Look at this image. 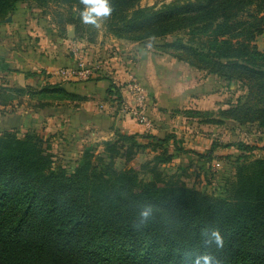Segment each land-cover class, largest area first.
<instances>
[{"label": "trees", "instance_id": "16d2710c", "mask_svg": "<svg viewBox=\"0 0 264 264\" xmlns=\"http://www.w3.org/2000/svg\"><path fill=\"white\" fill-rule=\"evenodd\" d=\"M23 1L0 0V19ZM35 1L79 12L87 7L83 0ZM139 1L108 0L113 8L103 17L108 32L148 46L175 36L153 48L191 68L238 82L247 94L220 115L264 128V53L252 45L264 33V0H174L158 8L139 7ZM63 25L72 26L74 40L83 39L79 15L62 23L65 34ZM1 69L17 72L4 64ZM44 74L26 72L24 77ZM110 88L114 91L112 84ZM25 97L38 110L82 100L59 83L0 85L2 107L18 105ZM205 122L222 123L213 118ZM101 147V153L93 146L84 148L78 164L67 170L53 165L48 141L35 131L0 133V264H196L205 255L214 264H264V156L249 160L253 148L237 143L244 150L241 162L220 196L163 174L161 166L191 152L179 147L174 135L116 131ZM215 147L193 154L202 162ZM144 151L152 158L138 169L128 167ZM119 158L127 168L118 171L114 165ZM149 209L147 217L141 215ZM214 232L222 245L216 244Z\"/></svg>", "mask_w": 264, "mask_h": 264}, {"label": "rangeland", "instance_id": "374dc122", "mask_svg": "<svg viewBox=\"0 0 264 264\" xmlns=\"http://www.w3.org/2000/svg\"><path fill=\"white\" fill-rule=\"evenodd\" d=\"M172 1L174 0H140L138 6H155L158 8ZM83 12L61 3L48 1L45 4H40L35 0H25L17 5L13 13L4 19H0V47L2 48V50L0 48V53H2L0 57V85L11 84L5 78V71L1 69V65L6 63V65H10L19 71L21 70L19 67L21 66V60L25 61L26 59V61H29L30 58L35 64L30 66V69H33L36 64H47L48 61H54L55 63L69 56L75 62L76 57H80L87 67L96 70L98 76L106 74L107 64L105 60L109 61V58L116 57L118 61L124 63L127 57L134 56V52L138 50L149 56H157L159 61L166 56L167 60L171 58L155 50L153 45L171 42L175 36H167L164 40H154L153 45L150 46L136 43V47H132L130 42L120 41L108 32L103 17L98 18V25L85 23L81 15ZM71 15L74 17L79 15L83 21L82 33L84 37L81 40L73 39V28L70 25H63L65 28V34H63L61 25L70 19ZM178 36L183 37L184 35ZM88 37H94V42L89 43L87 41ZM89 44H92V48ZM252 45L259 52L264 53V33L256 35ZM75 49L79 51L78 56L73 54ZM128 60H131V58ZM131 63L133 64L132 60ZM57 68L59 67H55V69ZM173 69L169 74L171 79L178 80L180 77L185 79V81H182L185 90L179 89L180 94L181 91H185L183 92L185 97L179 102L178 107H176L177 110H171L172 117L175 118L176 122L174 121L173 127L169 129V132H165L162 137L174 135L177 145L191 152L174 157L171 163L161 166L162 172L166 177L179 176L189 188L222 196L228 184L227 182L235 179V167L237 163L241 162V160L238 162L237 160L241 155L240 151L244 150H238L237 143L253 148L248 155L249 160L263 157L264 128H260L257 123L241 125L220 115V111L235 106L247 94V90L238 82L224 81L215 75L196 70L182 62L174 63ZM53 70L51 69V71ZM46 73L42 77L49 79ZM13 77L14 80L11 85L15 86L17 83H14L15 76ZM57 81V79L51 80V82ZM207 84L209 87L206 86ZM123 86L125 87L126 83ZM194 92L196 93L194 94L195 97H192L191 95ZM205 92L208 95H205ZM33 103L22 99L20 104L16 105V107L23 106L22 108L18 107L16 109L15 104H13L10 107L0 109V133L12 129L19 136H22L28 130H32L24 128L23 125L10 128V125L6 124L7 122H3V118L15 113L20 114L21 118L28 115L32 118L35 112V109L31 106ZM183 103L184 105L181 106ZM118 109L126 114L123 103ZM195 112L198 113L197 117L192 114ZM208 118L219 119L222 123L207 124L205 121ZM144 130L146 131L144 134L149 133L146 129ZM47 135L41 136L50 145L53 165L64 166L67 170L74 168L81 158L83 149L86 147H83L81 151H54L51 148L50 137ZM140 142L144 143L146 140H140ZM212 144H216V147L210 159L202 162L198 161L193 153L206 154ZM94 152L101 153L102 147ZM152 156L153 153L144 151L137 155L128 167L133 166L138 169L141 164L149 161ZM125 167L127 168L123 158L116 159L115 169L119 171L125 169ZM143 178L149 180L150 176L144 175Z\"/></svg>", "mask_w": 264, "mask_h": 264}, {"label": "crops", "instance_id": "0c3cea01", "mask_svg": "<svg viewBox=\"0 0 264 264\" xmlns=\"http://www.w3.org/2000/svg\"><path fill=\"white\" fill-rule=\"evenodd\" d=\"M130 44L132 47L137 45L136 43ZM89 46L92 48V44H89ZM1 55L2 53H0V57ZM129 58H131L133 64L131 60H128ZM30 59L29 61H26V59L25 61L21 60V66H19L21 70L19 71L7 65L8 69L17 72L8 74L5 71V78L12 84L13 76H15L14 83H17V85L12 86L9 84L6 87L22 88L31 86L37 88L48 81L49 83H59L65 91L80 96L82 100H65L56 102L53 106L43 110L35 109L32 118L29 115V117L21 118L18 113L11 114L8 115L9 117H4L3 122H7L6 124L10 125V128L23 125L24 128H30L41 135L48 134L51 148L54 151H81L83 147L87 146H93L98 150L101 148L102 142L113 138L116 131L123 134H144L146 132L134 117L123 114L118 109L121 103L133 104L132 98L123 86L127 82L129 74H134L138 78L148 94L145 102V113L153 124V128L148 133L149 135L163 138L162 135L169 132L175 121L171 110H177L176 107H178L179 102L185 97V94H183L185 91L179 93L180 88L182 90L185 88L182 83L185 79H182V77L178 80L170 78L169 74L174 70V63L177 61L172 58L168 61L167 56L159 61L157 56H149L138 50L134 52V56L127 57L124 63L118 61L116 57H111L109 61L105 60L107 64V67H104L106 74L100 76L96 74L93 79L83 82L59 80L51 82L55 79H45L42 75L25 78L24 73L26 72L39 73L43 70L48 73L55 67H66L74 63L71 56H69L55 63L54 61H48L47 64H36L37 68L30 69V66L34 64L32 58ZM110 84L114 86V91H117L118 95L108 94L109 90L114 92L113 88H110ZM206 86L209 87L208 84ZM194 94L196 93H192L191 96L195 97ZM205 95L208 94L205 92ZM22 99L29 101L26 97ZM13 104H15L16 109L23 107H16V102ZM2 108L4 107L0 106L1 110Z\"/></svg>", "mask_w": 264, "mask_h": 264}, {"label": "built area", "instance_id": "2783aa9c", "mask_svg": "<svg viewBox=\"0 0 264 264\" xmlns=\"http://www.w3.org/2000/svg\"><path fill=\"white\" fill-rule=\"evenodd\" d=\"M78 52V49L73 50L74 56H78ZM47 74L52 79L83 82L93 79L97 73L95 69L87 67L80 57H76L73 65L54 69ZM125 88L133 102L132 105L123 104L126 114L134 117L139 125L150 131L153 124L145 113V102L148 98L147 91L134 74L128 75Z\"/></svg>", "mask_w": 264, "mask_h": 264}, {"label": "clouds", "instance_id": "9594fccd", "mask_svg": "<svg viewBox=\"0 0 264 264\" xmlns=\"http://www.w3.org/2000/svg\"><path fill=\"white\" fill-rule=\"evenodd\" d=\"M86 4V10L81 14L82 19L85 23H90L93 25H98V18L109 16L113 8L109 4L108 0H83ZM149 210H145L141 213L142 216L147 217L149 215ZM215 237L216 244L222 245V240L218 233H213ZM196 264H214L213 257L205 255L196 260Z\"/></svg>", "mask_w": 264, "mask_h": 264}]
</instances>
